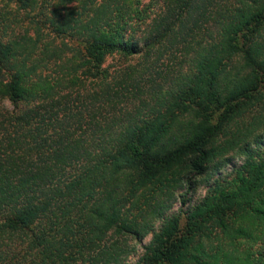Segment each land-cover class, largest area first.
I'll return each instance as SVG.
<instances>
[{
  "label": "trees",
  "instance_id": "obj_1",
  "mask_svg": "<svg viewBox=\"0 0 264 264\" xmlns=\"http://www.w3.org/2000/svg\"><path fill=\"white\" fill-rule=\"evenodd\" d=\"M143 1L0 0V264H95L126 205L234 150L134 264H264V0Z\"/></svg>",
  "mask_w": 264,
  "mask_h": 264
},
{
  "label": "rangeland",
  "instance_id": "obj_2",
  "mask_svg": "<svg viewBox=\"0 0 264 264\" xmlns=\"http://www.w3.org/2000/svg\"><path fill=\"white\" fill-rule=\"evenodd\" d=\"M143 2L147 3L149 0H144ZM158 7L159 4L153 5L152 9L157 11ZM17 16L21 17L19 15ZM141 28L143 29V27ZM119 63L120 61L113 55L106 58L104 65L111 64V66H116ZM232 65L236 66L234 68H238V60L235 59ZM228 73L231 76L235 72L232 71ZM254 113L255 109L250 110L241 118L237 119L236 125L232 124L229 132L232 133L236 127L242 128L244 125L248 124L254 116ZM223 139L224 138H220L219 140ZM243 143H247L251 149L264 146V125L257 129L250 137L246 138ZM241 162L242 156L236 150L227 152L222 157L210 163L203 175L194 178L193 188L191 190H185V177L182 174L180 176V181H177L176 185L168 189L167 194L160 195L157 193L152 196H145V200L144 198L138 199L139 203L137 205H126L123 217L128 225H136L139 231L138 236L129 234L114 235L110 231L99 246L100 249L106 251V255L103 259L97 256L98 259L95 260V264H134L142 252V246L150 241L153 233L157 231L166 218L179 210L183 211L193 206L203 196L213 180L218 176L229 173L232 168L240 165ZM185 191L187 202L184 206H181L180 195L184 194ZM158 207L161 208L158 209ZM157 212H160V217H157ZM108 252L111 257H107ZM75 264H79V262ZM83 264H87V262L84 261Z\"/></svg>",
  "mask_w": 264,
  "mask_h": 264
}]
</instances>
